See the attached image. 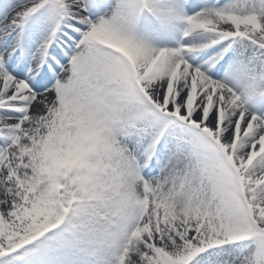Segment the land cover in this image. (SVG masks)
<instances>
[{
	"label": "snow or ice",
	"instance_id": "6c2138e0",
	"mask_svg": "<svg viewBox=\"0 0 264 264\" xmlns=\"http://www.w3.org/2000/svg\"><path fill=\"white\" fill-rule=\"evenodd\" d=\"M0 264H264V0H0Z\"/></svg>",
	"mask_w": 264,
	"mask_h": 264
}]
</instances>
